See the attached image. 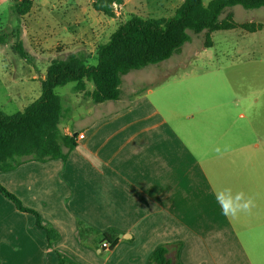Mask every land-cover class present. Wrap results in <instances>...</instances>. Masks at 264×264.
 I'll list each match as a JSON object with an SVG mask.
<instances>
[{"label": "crops", "instance_id": "crops-1", "mask_svg": "<svg viewBox=\"0 0 264 264\" xmlns=\"http://www.w3.org/2000/svg\"><path fill=\"white\" fill-rule=\"evenodd\" d=\"M234 30L241 37L259 32ZM236 46L230 63L236 90L253 73L257 79L234 98L240 120L203 121L194 130L190 121L186 137L150 88L125 96L121 86L118 100L97 104L85 95L92 83L85 92L75 83L73 107L92 106L73 126L69 117L61 122L72 108L61 97L60 132L76 136L67 160L0 171V184L59 238L49 243L36 218L0 193V264H59V255L72 262L65 264H148L159 246L173 264H264V56L261 44ZM76 54L88 62L84 52ZM224 187L245 192L255 206L236 218L223 216L215 193ZM108 230L118 232V242L104 249L98 233Z\"/></svg>", "mask_w": 264, "mask_h": 264}, {"label": "rangeland", "instance_id": "rangeland-1", "mask_svg": "<svg viewBox=\"0 0 264 264\" xmlns=\"http://www.w3.org/2000/svg\"><path fill=\"white\" fill-rule=\"evenodd\" d=\"M20 1L0 0V34L7 35L5 43L0 44V110L9 115L23 111L40 97L42 77L54 59L84 52L89 64L96 65L98 45L108 41L120 24L132 15L154 19L171 17L182 0H127L125 5L116 7L114 18L96 12L91 6L93 0H34L30 13L18 16L12 7ZM210 1L204 0V4ZM227 11L234 13L237 22L264 24V7L245 9L238 5ZM240 34V30L214 32L211 49L204 48L203 33L192 35V40L170 59L132 71L124 77V95L140 87L152 89V99L163 110L167 109L166 113L168 110L174 112V122L184 137L190 121L194 130L195 124L200 126L203 121L229 123L240 120L234 98L237 93L246 95L257 79L253 73L252 79L243 81L241 92L237 91L235 66L230 63L235 59L238 43L261 44L260 51L264 56V28L255 34H245L246 37ZM18 42H22L26 57L15 49ZM255 51L259 52V49ZM74 86L75 83H69L55 90L63 98V106L70 103L72 107L69 112L65 110L61 120L67 123L65 118L69 117L71 125L92 106L90 102L73 107L75 99L69 92ZM68 94L70 102L64 98ZM206 106L210 109L205 114L202 108ZM188 114L193 118L189 120Z\"/></svg>", "mask_w": 264, "mask_h": 264}, {"label": "trees", "instance_id": "trees-1", "mask_svg": "<svg viewBox=\"0 0 264 264\" xmlns=\"http://www.w3.org/2000/svg\"><path fill=\"white\" fill-rule=\"evenodd\" d=\"M127 0H93L92 8L107 17L114 18L116 7ZM34 0H21L13 5L18 16L30 13ZM245 9L264 7V0H184L173 16L164 19L143 18L132 15L120 24L109 40L98 45L97 64L91 65L83 54L71 53L64 59H54L47 67L41 82V95L16 114L0 110V171L8 172L29 161L47 162L67 160L75 146L76 136H64L59 129L62 115L61 97L57 87L76 83L78 92H85L87 82L93 84L91 92H85L94 103L118 100L122 95L123 76L149 65L162 63L181 51L192 34H204V47H213L212 34L217 31L241 29L255 33L264 28L261 22H237L234 13L227 11L235 6ZM226 13V14H225ZM225 14L223 18L221 15ZM6 34H0V44ZM15 49L22 57V42ZM64 148L68 151L65 152ZM0 193L9 199L17 210L33 215L37 227L46 232L49 243L59 238V233L43 224L35 210L25 207L21 200L0 184ZM83 230V229H82ZM101 243L108 242L113 248L118 242V232L108 230L98 233ZM166 246H159L150 256L148 264H173L167 259ZM72 263L59 255V264Z\"/></svg>", "mask_w": 264, "mask_h": 264}, {"label": "clouds", "instance_id": "clouds-1", "mask_svg": "<svg viewBox=\"0 0 264 264\" xmlns=\"http://www.w3.org/2000/svg\"><path fill=\"white\" fill-rule=\"evenodd\" d=\"M221 153V149H216ZM223 151H227V148ZM215 201L219 205L221 214L227 218H236L241 213H248L252 210L254 200L243 191L233 193L232 188L224 187L215 193Z\"/></svg>", "mask_w": 264, "mask_h": 264}, {"label": "built area", "instance_id": "built-area-1", "mask_svg": "<svg viewBox=\"0 0 264 264\" xmlns=\"http://www.w3.org/2000/svg\"><path fill=\"white\" fill-rule=\"evenodd\" d=\"M80 138H83V135H79ZM102 248L104 249H110V244L108 242L102 243Z\"/></svg>", "mask_w": 264, "mask_h": 264}]
</instances>
